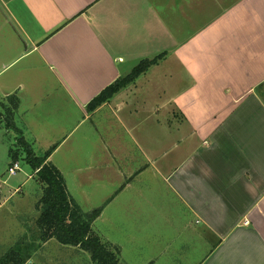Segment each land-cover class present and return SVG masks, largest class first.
<instances>
[{
    "label": "crops",
    "instance_id": "0c3cea01",
    "mask_svg": "<svg viewBox=\"0 0 264 264\" xmlns=\"http://www.w3.org/2000/svg\"><path fill=\"white\" fill-rule=\"evenodd\" d=\"M0 61L20 138L56 146L69 195L103 206L94 223L133 217L127 250L153 245L139 223L157 219V250L188 264H264V0H0Z\"/></svg>",
    "mask_w": 264,
    "mask_h": 264
},
{
    "label": "trees",
    "instance_id": "16d2710c",
    "mask_svg": "<svg viewBox=\"0 0 264 264\" xmlns=\"http://www.w3.org/2000/svg\"><path fill=\"white\" fill-rule=\"evenodd\" d=\"M161 58L162 55L151 60H142L128 75L116 80L92 99L86 105V111L92 113L108 102L119 90L133 83ZM0 103L6 104L4 106L7 118L5 121L0 120V123H4L7 131H14L19 137L16 139L20 140L18 146L8 150V158L11 161L9 166L16 163L20 155L24 154L25 162L35 173L36 181L42 189L36 206L38 215L33 221V227L27 228V233L2 255L0 264H25L41 244L51 240L61 246L74 247L86 252L93 264H120V248L101 239L92 230V225L100 216L103 206L84 212L67 192L61 173L47 162L55 147L42 156H35L30 146L20 138L21 132L13 122L14 113L19 105L18 99L15 96L0 98ZM3 104H0L1 111Z\"/></svg>",
    "mask_w": 264,
    "mask_h": 264
},
{
    "label": "rangeland",
    "instance_id": "374dc122",
    "mask_svg": "<svg viewBox=\"0 0 264 264\" xmlns=\"http://www.w3.org/2000/svg\"><path fill=\"white\" fill-rule=\"evenodd\" d=\"M17 69L18 68H15L14 71H16ZM151 71H165V69L164 67L160 66V68ZM156 104L157 106H159L161 103L160 101H157ZM4 105L6 104H3V111H1L0 109V111L2 112L0 114V120L5 121L7 118L5 110L6 107ZM3 112H5V114H3ZM13 122L15 124V127H17L18 125H16L15 119H13ZM16 137H18V135L14 131H7L4 123H0V258L15 244V242L19 238L27 233V228L33 227V221L38 215L36 206L42 194L41 185L36 181L37 178L35 177V173L25 162L26 156L24 154L20 155L17 162L14 163L18 165L19 170H17V172L10 171L11 167H13L14 164L9 166L11 161L8 158V150L11 147H16L17 143L20 141L17 140ZM78 140L79 139H75L73 142V151L74 148L76 150V147L77 149H79L80 145L76 144ZM168 140L171 141L169 137ZM28 145H30V148L35 153V156L38 157L45 154L52 147H56L52 146L43 153V151L45 150L42 149L43 146L37 148L33 144ZM76 152L77 151H75V153ZM67 154H69V152L65 155ZM64 158L66 157L63 155H58L57 159L55 160L56 164L58 162H64ZM3 181H6V183L4 184ZM22 183H24V185L21 186ZM13 186L14 189L19 188L20 190L15 192ZM5 198L8 199L5 200ZM3 202L6 203L3 204ZM120 223H122V226L118 228L117 226ZM144 223L145 227H148L150 230L154 231V234H152L151 236V242L153 245L145 247V251L142 252H136L135 248L132 252L127 250L128 248H132V244L128 246L125 245L124 237L118 236L116 233L117 230H132L135 227L132 216L128 221L126 219H114L113 214L110 212V210H108V212L105 214V218L102 221L98 220L93 224L92 230L96 234H98L99 237H103L108 241L114 243L118 242L120 244L119 246L123 249V251L121 252V256L123 259L120 260V264H124V262H128L129 264H155L156 262H158V264H188L195 259L196 256H189L190 253H187L186 251H174L166 253L163 251H158L157 249L161 247L158 240L160 241L161 237L159 236L162 235L159 230H161L163 227H161L157 219H147L146 222L140 221L139 225H142ZM184 258L186 259L185 261ZM25 264L93 263L91 262L89 255L86 252H83L74 247L61 246L54 240H51L47 243L41 244L39 249Z\"/></svg>",
    "mask_w": 264,
    "mask_h": 264
},
{
    "label": "built area",
    "instance_id": "2783aa9c",
    "mask_svg": "<svg viewBox=\"0 0 264 264\" xmlns=\"http://www.w3.org/2000/svg\"><path fill=\"white\" fill-rule=\"evenodd\" d=\"M16 170H19V167H18L17 164H14L13 167H11L10 171L13 172V171H16Z\"/></svg>",
    "mask_w": 264,
    "mask_h": 264
}]
</instances>
